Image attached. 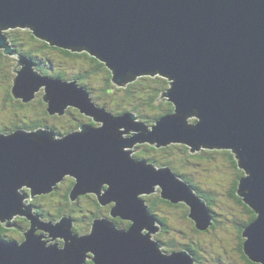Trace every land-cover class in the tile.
I'll return each mask as SVG.
<instances>
[{
  "label": "water",
  "instance_id": "1",
  "mask_svg": "<svg viewBox=\"0 0 264 264\" xmlns=\"http://www.w3.org/2000/svg\"><path fill=\"white\" fill-rule=\"evenodd\" d=\"M18 27L50 45L88 52L117 87L141 76L166 78L158 99L173 111L149 126L134 111L97 105L77 78L44 75L17 53L4 30ZM0 50L16 57L13 99L25 103L42 91L48 115L75 108L92 122L62 136L42 127L0 133V222L30 220L22 242L0 240V264H86L87 257L93 264H194L186 249L161 250L151 236L161 226L142 196L158 190L160 199L184 204L197 231L212 225L208 203L170 166L127 149L140 144L230 150L244 172L236 193L256 214L242 230V249L264 264V0H0ZM65 176L74 179L70 202L93 194L110 205L88 233L72 231L67 216L42 220L24 203V188L32 199Z\"/></svg>",
  "mask_w": 264,
  "mask_h": 264
},
{
  "label": "rangeland",
  "instance_id": "2",
  "mask_svg": "<svg viewBox=\"0 0 264 264\" xmlns=\"http://www.w3.org/2000/svg\"><path fill=\"white\" fill-rule=\"evenodd\" d=\"M28 30L29 29L27 28H9L4 30V33L8 35L9 39L11 36L16 37L17 40L14 44L15 47L12 46L15 51L17 49L20 51L31 49L33 51L37 61L40 62L46 73H43L42 70L38 69V65L36 67L44 75L61 71L66 74L67 80H71L74 75L81 74L84 71L89 70L88 60L82 56L70 57L62 55L55 50L39 49V46L43 43L34 37L32 38L33 40L30 38L29 40L26 34ZM16 52L20 54V52ZM15 63L16 57L14 55H5L2 53V50H0V130H2L0 132L8 133L12 130L9 128H11L14 124L22 126L24 124H30L33 121L42 122V125L37 127L49 128L52 130L49 127L50 125L55 127L57 131L60 130L68 132L78 128H75L76 122L78 124L82 123L83 125L87 124V122H91L89 116H84L78 113L75 108H68L66 113H64L62 116L47 115L45 112L46 105L41 101L40 95L43 93L42 91H36L35 99L27 103H22L21 101L13 98L10 99L9 91L12 85L11 80L14 76L12 67ZM34 63L37 64L35 61ZM17 68L20 69L21 65H19ZM106 75L107 73L102 69L95 73L88 74L84 81L89 88L92 100L97 105L105 106L106 109L114 114H116L118 111H121L123 108H132L138 102H140V99L148 92V83H151L148 78L137 77L134 82L138 81V85H136V83L132 88L133 97L126 98L124 97L126 94L125 88L128 87V85L125 87H117L111 82L109 91L112 92V94H106L102 90ZM166 82L167 87L168 81L166 80ZM140 108L142 110V114H147L146 107L141 106ZM42 109L44 113L42 112ZM137 116L149 126L153 124V122L142 119L138 114ZM194 121L195 117L188 118L189 123H193ZM94 125H99V123ZM52 131L54 132V130ZM137 146L139 145H136L132 148H127L129 150L137 148L136 151L131 152L134 157L136 152L142 150L144 155L141 157L154 156L160 162L170 160L174 167H177V169L183 171L187 177L197 184L201 191L205 192L204 196L212 200V211L216 213L215 218L217 222L215 225L210 227L208 232L199 231L201 233H197L195 232L196 229L194 228L193 221L185 215L187 214L188 209L184 204L171 206L166 205V203H156L154 213L158 217L164 218L169 227L168 232L164 234L153 233L151 235L154 240L161 242L162 250L165 252H170L171 250L181 249L179 248L180 246L188 243L197 248V251L202 256V264H247L243 261L240 253L238 252V235L241 222L248 218V214L240 202L237 199L231 197L228 193L231 190L230 187L232 186L234 179L238 178L239 175V173H236L237 169H239L238 167H233L230 164H227V162L232 163L231 160L234 158L231 151L217 149L214 152H211L212 149H201L195 153L200 157L197 159H192L190 163L186 161L184 154L177 147H174L171 151H165L164 149L155 147H153L154 149H148L146 148V146H149L148 144H140V146H142L141 148H138ZM206 159H210V161L207 162ZM56 187L57 185L54 186L52 191L42 194L47 196L41 197L40 195H36L40 197L35 198V196L32 199L29 198L30 200L28 199L29 193L26 189L28 195L24 199V203H26V200H28L30 203L32 200L36 201L40 206L43 207L45 211L53 214L55 209H62L63 205L59 194L56 192L52 194ZM63 187L64 186L58 190L61 191ZM105 188H107L106 185H103L102 189L104 190ZM157 191L153 192L151 195H143L142 197L148 203L150 200L158 197ZM93 206H96V209H100L102 213L108 215V209L105 210L103 206L98 204L95 196L93 198V202L92 198L81 199L79 202H77L75 210L73 209L74 207L72 208L70 206V204L68 206L63 205L65 211L64 214L71 215L74 218L75 223L72 225V231H77L78 233L82 234L83 230L87 233L91 229V226L89 225L90 218L87 219V216L89 217V214L91 211H93ZM15 218L16 216L13 217V219ZM42 233L43 231L40 234ZM43 234L47 235L48 232L44 231ZM44 239L50 240V237L46 236ZM170 240L175 242V245L172 248L167 245L169 243L168 241ZM57 241L62 242L60 239H57ZM47 242L50 243L49 241ZM216 258H218L219 261H216Z\"/></svg>",
  "mask_w": 264,
  "mask_h": 264
},
{
  "label": "trees",
  "instance_id": "3",
  "mask_svg": "<svg viewBox=\"0 0 264 264\" xmlns=\"http://www.w3.org/2000/svg\"><path fill=\"white\" fill-rule=\"evenodd\" d=\"M17 29H21V28H17ZM21 31H23V30H21ZM6 34V33H5ZM26 34H27V37H28V39L30 38V39H32L33 37L34 38H36L34 35H33V33H32V31L31 30H28L27 32H26ZM7 35V34H6ZM8 36V35H7ZM29 39V40H30ZM38 39V38H37ZM10 40V42H11V44H12V46H14L15 47V43H16V37H14V36H11V38L9 39ZM33 40V39H32ZM40 40V39H39ZM35 41V40H34ZM40 42L41 43H43L42 45H40L39 46V49H41V50H55V51H57V52H59L60 54H62V55H65V56H70V57H73V56H82V57H84L86 60H88V64H89V70H87V71H84L83 73H81V74H76V75H74L73 77H72V79L73 78H77L78 79V81H79V84L80 85H82V86H84L88 91H89V88H88V86H87V84L85 83V81H84V79L87 77V75L88 74H90V73H95V72H97V71H100V70H105V72L107 73V75L105 76V78H104V86H103V91L106 93V94H112V92H110L109 90H110V86H111V75H110V71L105 67V65L101 62V61H99L98 59H96V58H94L93 56H91L88 52H86V51H70L69 49H63V48H59V47H57V46H53V45H50L49 43H47L46 41H43V40H40ZM17 49V48H16ZM16 51H18V52H20V54H25V55H28L29 57H31L37 64H36V66L38 67V69H40V70H42V72L43 73H46V71L43 69V67H42V65L40 64V62H38L37 61V59H36V57H35V55H34V53H33V51L31 50V49H26V51H20L19 49H17ZM48 75H52V76H55V77H60V78H62V79H66L67 77H66V74L64 73V72H61V71H58V72H55V73H52V74H48ZM141 78H148L149 80H150V84L148 83V85H149V88H148V92H147V94H145L141 99H140V102H138L135 106H133L132 108H123L121 111H118V112H116V113H121V112H124V111H134L135 113H137L142 119H145L146 121H150V122H154L158 117H160V116H162V115H164V114H168V113H170V112H172L173 111V106H172V104L171 103H169L167 100H165V99H158L159 98V95H160V93L163 91V90H165L167 87H166V78H164V77H162V76H141ZM168 81V80H167ZM138 81H132V82H130V83H128L127 85H128V87H126L125 88V92H126V94H125V96L124 97H126V98H132L133 97V90H132V88H133V86H134V84H136ZM126 85V86H127ZM136 85H138V83L136 84ZM169 85V84H168ZM90 93V92H89ZM9 98L11 99L12 98V96H11V94L9 95ZM43 105V104H42ZM141 106H144V107H146L147 108V114H142V110H141ZM42 112L44 113V111H43V109H42ZM45 112H46V108H45ZM46 114L48 115V113L46 112ZM50 116V115H49ZM90 118V117H89ZM91 119V118H90ZM76 124V123H75ZM40 125H42V122H40V121H33L32 123H30V124H24V125H22V126H20V125H16V124H14L11 128H9V129H12V130H14L15 128H18V127H21V128H24V129H34V128H36L37 126H40ZM77 125V124H76ZM49 127L52 129V130H54V133L56 134V135H63L64 133H65V131H57L56 129H55V127H52V126H50L49 125ZM0 131H2V130H0ZM138 148H141L142 146H137ZM154 146H146V148H148V149H154L153 148ZM174 147H177V148H179L180 150H181V152L184 154V156H185V159H186V161L187 162H190L191 163V161H192V159H197V158H199L200 156L199 155H196L195 153H190L189 152V150H188V148L185 146V145H173V144H171V145H168V146H165V147H161V149H164L165 151H171ZM156 148V147H155ZM137 149V148H136ZM215 150H217V149H212L211 150V152L213 151H215ZM135 155V157L137 158V159H145V160H147L148 162H151V163H154V164H156V165H158V166H162V165H168V166H171V168L174 170V172L178 175V176H180V177H182L184 180H186V181H188L193 187H194V189L201 195V196H203L205 199H206V201H207V203H208V206H209V208H210V210H211V212H212V216H213V224H212V226L211 227H213L214 225H215V223L217 222V220H216V218H215V215H216V213H214L213 211H212V200H210L209 198H207V197H205L204 196V193L205 192H203V191H201L200 190V188L197 186V184L196 183H194L189 177H187V175H185L184 173H183V171H181L180 169H177V167H174L173 165H172V163H171V161L170 160H165V161H163V162H160L156 157H154V156H149V157H141L142 155H144V153L142 152V150H139L138 152H136V154H134ZM232 158H233V156H232ZM206 161L207 162H209L210 161V159H206ZM232 161V163H228L227 162V164H230L231 166H233V167H237V164H236V161L234 160V158H233V160H231ZM242 170V169H241ZM240 170V168L239 169H237V172L236 173H239V175H238V178H236V179H234V182H233V184H232V186H231V190H230V192H229V195L231 196V197H233V198H235V199H237L239 202H240V204L244 207V209H245V211H246V213L248 214V218L246 219V220H243V222H241V227L239 228V235H238V237H239V250H238V252L240 253V256H241V258L243 259V261L245 262V263H247V264H258V263H254V262H252L249 258H247V256L244 254V252H243V249H242V242H243V236H242V228L247 224V223H250L254 218H255V216H256V214L252 211V209L248 206V205H246L245 203H243L242 201H241V199H240V197H238V195H237V193H236V191H237V184H238V179L241 177V176H243L244 175V172H243V170L241 171ZM59 184V183H58ZM57 184V185H58ZM61 186V185H60ZM25 190H24V194L27 196L28 195V193H29V191H28V193L26 192V188H24ZM28 190V189H27ZM30 197H29V195H28V199H29ZM149 198H151V197H149ZM30 200V199H29ZM76 201V200H75ZM26 202H28V200H26ZM32 202H35V203H37L36 201H31V203ZM66 202L68 203H72V202H70V200H69V197H68V199H67V196H66ZM156 203H158V204H162V203H166V205H171V206H175V205H179V204H171V203H169V202H167V201H165V200H162V199H160L159 197H157V198H155V199H152V200H150L149 202H148V204H149V212L152 214V215H154L155 217H156V219L162 224L163 223V219L164 218H161V217H158L155 213H154V209H155V205H156ZM38 204V203H37ZM77 204V203H76ZM76 204H71L70 206L73 208V207H75V205ZM38 208L39 209H41V208H43L42 206H40L39 204H38ZM33 209H34V207H33ZM73 210V209H72ZM61 213V212H60ZM59 213V215L60 216H62V214L63 213H61L60 214ZM58 215V216H59ZM63 215H65V214H63ZM114 222H115V224L118 226V227H121V228H126V227H128V225H129V222H126V221H121V220H119L118 218H116V219H114L113 220ZM1 223V222H0ZM210 230V229H209ZM208 232V231H207ZM0 237H3V236H1L0 235ZM174 243L172 242V243H170V244H168V246L171 248V247H174ZM191 251H193V250H191ZM194 252V251H193ZM89 264H93V262H88Z\"/></svg>",
  "mask_w": 264,
  "mask_h": 264
},
{
  "label": "flooded vegetation",
  "instance_id": "4",
  "mask_svg": "<svg viewBox=\"0 0 264 264\" xmlns=\"http://www.w3.org/2000/svg\"><path fill=\"white\" fill-rule=\"evenodd\" d=\"M78 113H79V111H78ZM90 123L92 124V122H90ZM90 123L87 122V124H90ZM76 124L77 125L75 126V128H77V127L79 128V126L82 125V123L78 124L77 122H76ZM71 131H73V130H71ZM73 183H74L73 177L65 176L63 178V180L57 185L55 190L52 192V194L55 193V192L59 194V196H60V198H61V200L63 202V205L68 206L70 204L69 202L68 203L66 202V196H67V199H68L69 191H70ZM62 186H64V187L62 188L61 191H59L58 189L61 188ZM40 196L41 197H45L47 195H40ZM40 196H36L35 198L40 197ZM35 198H34V200H35ZM83 198H87V199H91L92 198V202H93L94 196L92 194L81 195V196L78 197V199L76 201L72 202L71 204H76L77 202H79ZM63 205H62V209L61 208L55 209L54 213L52 214L50 212L45 211L43 208L39 209L38 208L39 207L38 204L35 203V202H32V204H31V206L34 207V209H33L34 214L40 216V218L43 219V220L44 219L45 220H50V219L57 220V219H59V216H60L59 213L61 212V213L64 214V212H65ZM93 207H94L93 211H91V213L89 214V217L87 216V219L90 218L89 219V225H91V222H92V220L94 218H96L98 216H104L105 215L104 213H102L100 211V209H96V206H93ZM109 207H110V205L103 206V208H105V210L108 209L107 212H109ZM73 209L75 210L76 206ZM66 213H68V212H66ZM65 215L71 217V215H67V214H65ZM12 222L13 223H12L11 227H6L3 223H0V235L3 236V237H0V240H5V241L14 240V241L20 243V242H22L24 240V232L30 227V220L28 218H26V216L21 215V216H16V218L13 219ZM168 229H169V227L167 225V222H166L165 219H163V223L161 224V227H160V230L158 231V233L164 234V233L168 232ZM207 231H209V229ZM8 232H9V234H8ZM41 232H42L41 230H37L36 231V233H41ZM195 232L201 233V232L196 231V230H195ZM82 233H86V232H84V230H83ZM168 242L169 243L173 242L175 244V242L173 240H170ZM168 242H166V243H168ZM60 243H62V242H60ZM179 248L187 249L192 254V257L194 259V264H202V260H201L202 256L199 254V252L197 251L196 247H194V246H192V245L187 243V244H184L183 246H180ZM191 250H193L194 252L191 251ZM216 261H219V259L216 258ZM88 262H90V263L92 262L89 257L86 258V264H89Z\"/></svg>",
  "mask_w": 264,
  "mask_h": 264
},
{
  "label": "bare ground",
  "instance_id": "5",
  "mask_svg": "<svg viewBox=\"0 0 264 264\" xmlns=\"http://www.w3.org/2000/svg\"><path fill=\"white\" fill-rule=\"evenodd\" d=\"M24 55H25V54H24ZM11 81H12V80H11ZM91 98H92V97H91ZM28 102H30V101H28ZM25 103H27V102H25ZM66 111H67V109H66ZM66 111H65V113H66ZM46 129H49V128H46ZM0 133H3V132H0ZM55 135H56V134H55ZM57 136H58V135H57ZM62 180H63V179H62ZM62 180H61V181H62ZM61 181H60V182H61ZM23 194H24V193H23ZM24 195H25V194H24ZM25 198H26V195H25ZM77 199H78V198H77ZM77 199H76V200H77ZM71 202H72V201H71ZM26 203L31 205L30 202H26ZM75 206H76V205H75ZM31 207H32V206H31ZM32 212L34 213V211H33V207H32ZM62 216H66V215H62ZM62 216H60V217H62ZM39 217H40V216H39ZM67 217H69V216H67ZM69 218H70L71 220H73V223H75L74 218H72V216L69 217ZM42 220H43V219H42ZM75 220H76V219H75ZM78 220H79V219H78ZM11 223H13L12 220H11ZM89 231H90V230H89ZM89 231H88V232H89ZM74 232H75V233H78L77 231H74ZM88 232H87V233H88ZM43 233H44V232H43ZM43 233H42V234H43ZM37 234H40V233H37ZM78 234H80V233H78ZM82 234H83V233H82ZM43 235H44V234H43ZM47 235H48V234H47ZM47 235H46V236H47ZM50 238H51V237H50ZM48 240H49V239H48Z\"/></svg>",
  "mask_w": 264,
  "mask_h": 264
},
{
  "label": "clouds",
  "instance_id": "6",
  "mask_svg": "<svg viewBox=\"0 0 264 264\" xmlns=\"http://www.w3.org/2000/svg\"><path fill=\"white\" fill-rule=\"evenodd\" d=\"M18 28H20V27H18ZM52 76V75H51ZM46 108V107H45ZM15 129H17V128H15ZM28 130H31V129H28ZM12 131V130H11ZM69 132V131H68ZM65 133H67V132H65ZM64 133V134H65ZM60 136V135H59ZM150 146V145H149ZM230 151V150H229ZM163 166V165H162ZM171 167V166H170ZM24 190V189H23ZM23 190H21L22 191V193H23ZM158 192V191H157ZM158 197H159V192H158ZM172 204V203H171ZM179 204H181V203H179ZM59 218H60V216H59ZM50 220H52V219H50ZM55 221V220H54ZM157 222L160 224V226H161V223L157 220ZM194 225V224H193ZM161 243V242H160ZM162 246V245H161ZM172 248V247H171ZM161 250H162V248H161ZM162 251H164V250H162ZM171 251H173V250H171ZM170 251V252H171ZM165 252V251H164ZM167 253H169V252H167Z\"/></svg>",
  "mask_w": 264,
  "mask_h": 264
}]
</instances>
